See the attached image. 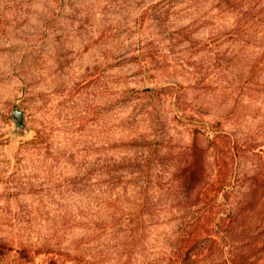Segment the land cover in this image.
Returning a JSON list of instances; mask_svg holds the SVG:
<instances>
[{"label":"rangeland","instance_id":"1","mask_svg":"<svg viewBox=\"0 0 264 264\" xmlns=\"http://www.w3.org/2000/svg\"><path fill=\"white\" fill-rule=\"evenodd\" d=\"M251 8L264 0H0L4 264H172L203 225L198 264H264ZM198 122L233 140L197 136ZM217 221L232 251L211 248Z\"/></svg>","mask_w":264,"mask_h":264},{"label":"trees","instance_id":"2","mask_svg":"<svg viewBox=\"0 0 264 264\" xmlns=\"http://www.w3.org/2000/svg\"><path fill=\"white\" fill-rule=\"evenodd\" d=\"M245 18L247 21L251 24L249 27L253 29L254 25L255 26H260L264 24V13L263 9H260L258 13H254L253 9L251 8L247 13H245ZM246 21V22H247ZM248 27V28H249ZM182 33V31H180ZM178 37V32L175 33ZM188 36H185L183 38H188ZM178 101V98H177ZM180 97H179V106H180ZM191 129L195 130V133L197 136H206L208 135V138L213 139V140H226V139H232L231 134H228L224 129L220 127V123L210 125L207 123H202L198 122L197 124L191 123L189 124ZM202 125V126H201ZM233 140V139H232ZM235 142V141H234ZM231 146V145H230ZM230 152L233 156L234 161L236 160L235 157L239 154L238 149L234 146L230 147ZM264 176V171L262 172ZM261 176L262 178H264ZM230 184H232V180L230 181ZM213 227L212 232H215L214 234L212 233L210 235L211 239V248H214V251L216 253H226V249L232 251V247H230V237L228 236H222L220 234V231L217 228H221L222 225L220 222H215L212 223ZM217 227V228H216ZM201 230V231H200ZM206 230V226L203 225L201 229L197 226L195 230L189 235V237L185 236L182 237L179 241V245L177 246L176 250L173 253V262L172 264H198L199 260L202 258L201 252L198 250V247H200V237H201V232ZM217 236V237H216ZM229 245V246H228ZM230 248V249H229ZM1 259V258H0ZM0 264H4L3 260H0ZM232 264H236L235 261H233ZM240 264V263H237Z\"/></svg>","mask_w":264,"mask_h":264},{"label":"water","instance_id":"3","mask_svg":"<svg viewBox=\"0 0 264 264\" xmlns=\"http://www.w3.org/2000/svg\"><path fill=\"white\" fill-rule=\"evenodd\" d=\"M12 118L15 124V129L19 132H26L30 129L26 118V112L20 108L13 110Z\"/></svg>","mask_w":264,"mask_h":264}]
</instances>
